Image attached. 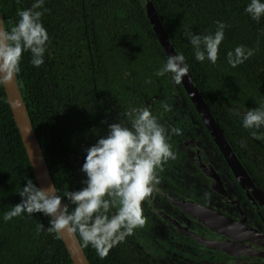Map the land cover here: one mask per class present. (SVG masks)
I'll use <instances>...</instances> for the list:
<instances>
[{"label":"trees","instance_id":"1","mask_svg":"<svg viewBox=\"0 0 264 264\" xmlns=\"http://www.w3.org/2000/svg\"><path fill=\"white\" fill-rule=\"evenodd\" d=\"M0 2L6 30H10L19 19L17 11L29 7L33 0ZM153 2L168 35L178 52L185 56L191 76L224 130L227 131L228 125L236 128L238 124L227 105L245 103L248 109L264 108V16L259 21L250 19L244 12L248 0ZM42 9L45 11L41 21L47 22L49 37L45 53L48 60L53 58L50 49L54 39L59 48L75 40L88 39L92 49L86 66L94 88L89 97L81 98L80 101H86L79 107L60 110L54 104L56 97L53 100L52 90L56 96L64 91H60L54 79L44 78L40 68L29 63V53L22 52L20 72L16 75L57 191L70 212L74 205L63 198V193L82 187L83 179L78 176L75 163L81 150L90 146L104 130L101 123L111 97L106 89L112 94V87L118 83L111 72L115 67L131 72L140 92L132 98H139L140 103L157 93L156 75L151 69L154 60L147 55L150 45L144 30L151 36L154 34L138 0H130L129 4L126 0H44ZM216 21L226 25L217 61L214 65L207 60L198 62L185 30L209 34L215 31ZM237 45L253 49V55L231 67L226 53ZM82 68L87 77L85 65ZM54 83L56 87H49ZM115 99L122 108L128 96L123 94L122 98ZM237 148L242 152L239 143ZM28 179L39 187L5 89L0 85V264H73L63 239L47 231L48 217L22 213L9 221L2 219L5 211L20 202L18 192ZM76 234L91 264H126L117 242L101 258L95 247Z\"/></svg>","mask_w":264,"mask_h":264},{"label":"flooded vegetation","instance_id":"2","mask_svg":"<svg viewBox=\"0 0 264 264\" xmlns=\"http://www.w3.org/2000/svg\"><path fill=\"white\" fill-rule=\"evenodd\" d=\"M126 3L129 4L130 0H126ZM42 23L47 29V22L42 20ZM144 33L150 45L147 48V55L154 60L151 69L156 72L166 61L167 55L154 31L153 36L146 29ZM86 40L81 39L77 42L75 40L59 48L60 45L58 46L54 39L50 49V55L53 58L48 60L45 56V62L39 66L42 76L46 79H54L60 91H64L58 96L55 91L51 92L53 100L56 97L54 104L60 110L71 106H81L86 101V99L80 101L81 98L89 97L93 92L94 87L89 82L92 75L86 66L91 59L92 49L91 43L88 39ZM56 47L57 50H55ZM161 52L163 55L160 54ZM83 65L87 70V77L82 68ZM111 76L118 83L117 87H112V94L109 89H106V94H110L111 97L107 101L108 110L102 120L105 123H101L104 130L100 135L106 134L108 123L122 122L130 125L131 117L126 113L131 108L147 107L163 126L171 152V155L162 160L159 167L155 169L156 180L153 190L141 201L143 224L137 225L131 233L125 234L122 240L117 241L126 264H264L258 259L259 257L253 258L254 255H264L262 246L264 203L261 204L262 199L254 190L247 191L253 203L249 201L230 167L231 164H228L213 143L183 84H174L170 74L155 76L157 93L148 101L140 103L139 98H132V95L140 92L130 71L115 67ZM57 83L49 87H56ZM123 94L128 96V100L121 108L115 97L122 98ZM232 95L229 96L233 97ZM227 107L238 124L236 128L227 124V131L224 128L222 130L238 160L246 169L250 180L264 195V127L259 129L242 127L241 115L249 110L245 103L227 105ZM217 122L219 123L218 120ZM173 129L179 131L173 132ZM253 132H256V136L252 134ZM257 136L262 138L257 139ZM188 142L193 145L194 150L186 149ZM238 143L242 152L238 151ZM202 147L210 148L215 161L210 174L207 175L210 176L209 178L206 175L203 176V172L198 167L200 158L201 164L205 167V159L201 155ZM84 149L81 150L75 163L78 176L82 179L84 176L80 172V167L84 162ZM195 155L199 158L196 162ZM219 172L226 175L230 187L226 184L217 187L214 184V179ZM229 189L239 203L228 197ZM220 190L223 191V196L219 195ZM180 195L186 199L174 204V199H179ZM193 204L198 208H208L209 211H216V208L223 211L201 215L198 209L190 207ZM211 204L214 206L212 207ZM116 210L115 207L110 206L106 213L103 210L101 212L111 217L115 215ZM194 216L199 218L204 216L212 223L207 224ZM245 216L248 219H245ZM123 231V228L117 229V233Z\"/></svg>","mask_w":264,"mask_h":264},{"label":"clouds","instance_id":"3","mask_svg":"<svg viewBox=\"0 0 264 264\" xmlns=\"http://www.w3.org/2000/svg\"><path fill=\"white\" fill-rule=\"evenodd\" d=\"M43 4L44 0H33L29 8L18 10L19 19L10 30L4 29L0 21V85L10 83L20 72L22 52L30 54L29 63L33 67L45 62L49 37L41 21L45 11ZM244 12L250 19L259 21L264 16V0H248ZM215 23V31L209 34L185 30L184 35L198 62L207 60L214 65L217 61L226 25L221 21ZM253 51L237 45L226 53L227 62L236 67L252 56ZM188 71L185 56L175 53L169 55L154 74L157 77L170 74L171 81L180 84ZM126 115L131 117L130 125L108 123L106 134L98 135L95 143L84 149V162L80 167L84 176L82 187L63 193V198L74 205L70 212L62 205V197L56 194L54 186L43 189L28 179L18 192L20 202L5 211L2 219L9 221L22 213H40L49 218L47 231L56 238L66 232H78L86 244L95 247L99 257L106 256L112 245L143 224L141 201L153 190L155 169L171 155L165 130L147 107L131 108ZM241 125L245 129L264 127V108L243 112ZM252 134L256 136V132ZM110 206L117 209L115 215L102 214L101 210L106 213ZM120 228L124 231L117 233Z\"/></svg>","mask_w":264,"mask_h":264},{"label":"water","instance_id":"4","mask_svg":"<svg viewBox=\"0 0 264 264\" xmlns=\"http://www.w3.org/2000/svg\"><path fill=\"white\" fill-rule=\"evenodd\" d=\"M139 1L167 57L169 55L179 53L172 39L168 35L166 27L163 24V21L158 13V10L153 0H139ZM0 21L3 22V27L4 29H6L5 22H4V16L2 13V9H1V2H0ZM181 83L183 84L187 92V95L189 96L204 127L206 128L207 132L210 134L213 143L218 148L220 154L228 162V164L229 165L231 164L230 167L232 168V171L236 175L235 177L238 183L242 186L249 201L253 203L251 197L247 194V191L252 192L254 190L257 196L261 197L262 199L260 200L261 204L264 203V195L260 192V189L256 187L255 183L250 180V177L246 169L244 168V166L241 164V162L238 160L237 156L235 155L234 150L232 146L230 145L225 132L222 130L221 125L217 122L214 114L210 110L207 102L205 101L200 89L198 88L197 84L195 83L189 71H188L187 76H185L181 80ZM3 87L5 89L7 101L13 113L15 123L19 130L22 142L24 144L27 156L31 163V166H32V169H33V172H34V175H35V178L37 180L39 187L43 189H47L49 185H52L54 186L56 190V194L59 195L55 182L53 180L47 159L45 157L43 148L35 132L33 123L31 121V118L28 112V108L26 106L25 100L20 90L17 76H15L10 83L3 85ZM192 146L193 145L190 142H188L186 145V149L194 150V147ZM209 149L210 148L202 147L201 155L205 159L204 161L205 167H203V165L201 164V158L199 162V165L201 166L198 165V167H200V171L203 172L202 175L203 176L206 175V177L208 178L210 176H207V175L210 174V170L213 167L214 162H215L213 159V155L210 153L211 151ZM195 156H196V159H195V162H196L199 158L197 157V155ZM214 184L217 187H221L223 184H226L228 187H230V182L227 179L226 175L220 172L214 179ZM224 188L226 190L225 186ZM218 193L220 196L221 195L223 196L222 190H220ZM228 197L234 202L237 201L233 197L230 189L228 190ZM185 199L186 197H183L182 195H180L179 199H174L173 203L175 204ZM220 199L221 198H219V200ZM212 200L215 201V199H212ZM220 202L222 203V200ZM237 202L239 203V201ZM62 205H64L63 202H62ZM213 206L214 204L212 205V207ZM190 207L198 209L197 211L201 215H204L209 212H212V214L222 213L221 211H223V210L219 211L217 208H216V211H209L208 208L206 209L198 208L194 204L193 206H190ZM237 210L241 213L239 209ZM223 219H225V217H223ZM245 219H248V217L245 216ZM61 238L64 241V244L66 246V249L70 255V258L73 264H91L86 256V253L83 249V246L76 232H73V233L66 232L62 235ZM262 246L264 250L263 241H262ZM256 257L257 258L259 257L258 259L264 262V255H254L253 256L254 259H256Z\"/></svg>","mask_w":264,"mask_h":264},{"label":"bare ground","instance_id":"5","mask_svg":"<svg viewBox=\"0 0 264 264\" xmlns=\"http://www.w3.org/2000/svg\"><path fill=\"white\" fill-rule=\"evenodd\" d=\"M194 217H196V218H198L200 221H203V222H205V223H207V224H209V223H212L211 221H209L206 217H202V218H199V217H197V216H194Z\"/></svg>","mask_w":264,"mask_h":264}]
</instances>
